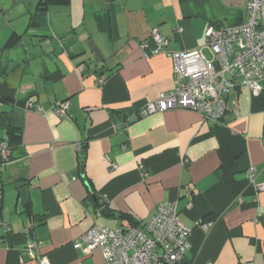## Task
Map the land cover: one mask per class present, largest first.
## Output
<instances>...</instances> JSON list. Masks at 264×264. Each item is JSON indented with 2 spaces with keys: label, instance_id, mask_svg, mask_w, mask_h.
Instances as JSON below:
<instances>
[{
  "label": "crops",
  "instance_id": "0c3cea01",
  "mask_svg": "<svg viewBox=\"0 0 264 264\" xmlns=\"http://www.w3.org/2000/svg\"><path fill=\"white\" fill-rule=\"evenodd\" d=\"M39 2L0 0V264H109L74 241L146 221L160 201L191 228L187 263L264 264V190L247 180L250 166L264 180V86L224 94L219 123L189 109L139 113L174 88L166 52L210 59L206 28L242 23L246 0ZM152 27L164 52L153 53ZM58 101L69 103L61 116Z\"/></svg>",
  "mask_w": 264,
  "mask_h": 264
},
{
  "label": "built area",
  "instance_id": "2783aa9c",
  "mask_svg": "<svg viewBox=\"0 0 264 264\" xmlns=\"http://www.w3.org/2000/svg\"><path fill=\"white\" fill-rule=\"evenodd\" d=\"M149 37L155 45L153 53L164 52L168 38L157 27L150 28ZM205 37L210 59L199 49L166 52L177 76L174 88L147 102L140 115L189 109L219 123L226 109L224 94L238 85L247 87L252 95L263 89L264 0H246L242 23L230 27L208 25ZM68 108V101H58L52 106L58 116ZM5 148L6 144L0 142V154ZM247 180L257 191L264 190V180L257 179L254 166L247 169ZM196 225L207 229L211 224L198 220ZM6 227L7 223L0 220V234ZM190 233L191 228L179 217L175 201H160L152 216L139 225L117 228L94 225L74 241V247L84 253L99 248L109 264H191L184 258ZM36 244L29 241L27 247L32 249ZM40 264L49 263L43 257Z\"/></svg>",
  "mask_w": 264,
  "mask_h": 264
},
{
  "label": "water",
  "instance_id": "95a60500",
  "mask_svg": "<svg viewBox=\"0 0 264 264\" xmlns=\"http://www.w3.org/2000/svg\"><path fill=\"white\" fill-rule=\"evenodd\" d=\"M15 187L18 188L20 198H21L22 202L25 204L27 202V188L25 186L24 181L20 180V181L15 182ZM100 212L104 213V214L110 213V211L106 207H101Z\"/></svg>",
  "mask_w": 264,
  "mask_h": 264
},
{
  "label": "trees",
  "instance_id": "16d2710c",
  "mask_svg": "<svg viewBox=\"0 0 264 264\" xmlns=\"http://www.w3.org/2000/svg\"><path fill=\"white\" fill-rule=\"evenodd\" d=\"M56 2V0H44V1H42V0H40V2H39V5H41L42 7L43 6H45V5H47V4H54ZM15 37L14 36H12L11 37V39H14ZM8 131H9V133L13 136H15V134H14V128H12V127H10L9 129H8ZM17 137V136H16ZM10 138H11V140H12V137L10 136ZM2 204V194H1V188H0V205ZM26 206V208H27V204L25 205ZM123 217V216H122ZM203 221V220H202ZM140 223L139 222H134L133 224H131L132 226H137V225H139ZM185 262H186V260H185ZM187 263V262H186Z\"/></svg>",
  "mask_w": 264,
  "mask_h": 264
},
{
  "label": "rangeland",
  "instance_id": "374dc122",
  "mask_svg": "<svg viewBox=\"0 0 264 264\" xmlns=\"http://www.w3.org/2000/svg\"><path fill=\"white\" fill-rule=\"evenodd\" d=\"M204 55H205L206 57H208V58L210 57V54L208 53V50H205V51H204Z\"/></svg>",
  "mask_w": 264,
  "mask_h": 264
}]
</instances>
